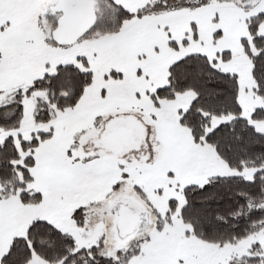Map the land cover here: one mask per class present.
Instances as JSON below:
<instances>
[{"label":"snow or ice","instance_id":"obj_1","mask_svg":"<svg viewBox=\"0 0 264 264\" xmlns=\"http://www.w3.org/2000/svg\"><path fill=\"white\" fill-rule=\"evenodd\" d=\"M0 264H264V0H0Z\"/></svg>","mask_w":264,"mask_h":264}]
</instances>
